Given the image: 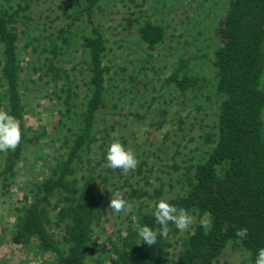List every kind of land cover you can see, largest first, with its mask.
<instances>
[{
  "label": "trees",
  "instance_id": "obj_1",
  "mask_svg": "<svg viewBox=\"0 0 264 264\" xmlns=\"http://www.w3.org/2000/svg\"><path fill=\"white\" fill-rule=\"evenodd\" d=\"M32 1L0 0V109L21 121L23 133L14 151L0 152V194L26 154L33 175L14 201L10 243L23 253L35 245L50 264H226L227 248L255 264L264 248V0H224L215 16L217 0H192V13H206L200 21L211 16L196 24L213 43L191 55L192 41L170 34L161 59L155 53L166 36L168 0L151 9L147 0H66L47 23L32 16ZM119 5L125 14L116 28L125 39L109 40L104 22L121 13ZM113 45L118 53L109 56ZM37 84L57 115L56 144L45 150L41 130L26 125L24 96ZM179 99L188 103L184 114ZM202 110L211 123L192 135ZM151 131L171 142V154L137 148V134ZM114 139L137 154L128 175L105 167ZM116 192L133 212L116 213L103 251L96 250L92 236L114 212L108 205ZM161 199L194 221L182 235L170 223L168 237L149 246L136 225L159 227L153 208ZM205 214L210 230L199 224ZM239 228L247 237L235 235Z\"/></svg>",
  "mask_w": 264,
  "mask_h": 264
},
{
  "label": "rangeland",
  "instance_id": "obj_2",
  "mask_svg": "<svg viewBox=\"0 0 264 264\" xmlns=\"http://www.w3.org/2000/svg\"><path fill=\"white\" fill-rule=\"evenodd\" d=\"M158 1V0H156ZM192 0H168V10H169V17L165 18V25H166V36L165 40L160 48L156 50L155 56L162 57V55L169 52L166 50V47H169L171 44V35H177L175 38V42L177 39L184 40L188 42L192 41L195 47H189V53L196 54L197 50H202V53L205 52L206 44L213 43V40L207 39V34H209V30L203 31V33L198 34L197 32L200 29V25H197L196 22H200V24L205 25L207 22L210 21V17L212 15H217L222 9V3L224 0H217L219 2L212 10L211 16L205 20L206 13H200L197 9L196 12L192 13V10L189 9V6H192L193 3H190ZM155 0H147V8L151 9L154 5ZM162 7V4H160ZM119 11L121 13L117 15L109 16V20L104 22L105 27L109 26L111 30L107 31V37L109 40H116L125 39L124 32H121L119 29L116 28V20L125 14L124 10L120 5L118 6ZM188 9V13H184L183 10ZM67 9V1L66 0H33L30 8V12L34 18H36L40 22H45L47 20H51L57 15H61V11ZM186 15H188V19H186ZM200 16H202L200 21ZM64 20L63 16L60 17L56 22L53 24L57 25L59 21ZM57 23V24H56ZM198 28V29H197ZM117 29V30H116ZM210 35V34H209ZM197 40L203 41L202 43H197ZM110 46V44H109ZM112 50L108 53L110 54H117L118 51L115 50L114 45L112 46ZM166 50V51H165ZM124 51H126L124 49ZM129 53H133V50L130 48ZM200 54V52H199ZM109 55V56H110ZM128 57L129 59L133 60L135 57L129 56L125 54L124 58ZM134 61V60H133ZM132 61V62H133ZM200 64H202L201 58H198L196 62V67L199 68ZM203 66V65H202ZM34 87V88H33ZM28 90L24 96L26 100V125L33 130L39 129L41 130L42 134L39 135V141L41 145V150H45V147L49 145L48 148H53L54 144H56V139H53L55 135H58L57 131L53 129L55 125L57 115L55 114V109L53 107V102H50L43 94H44V87L41 84H37L31 87L28 85ZM43 88V89H42ZM82 87L80 89V93L82 91ZM46 92V90H45ZM178 100V108L181 109V114H184L188 108V103L182 104ZM204 113V114H203ZM199 118L202 119L201 122H196L193 126L190 134L197 135L207 130V127L211 123V117L205 115V111L198 113ZM186 119V118H185ZM191 119H186V121H190ZM114 122H119L115 121ZM120 124V123H119ZM118 124V125H119ZM128 124V123H126ZM129 126V127H128ZM121 125H119V128ZM128 130L131 128V124L127 125ZM64 131V127L61 126ZM126 129V128H125ZM126 130V131H128ZM138 139L137 148L141 150H146L147 152H154L158 149L162 150L164 155L160 153V155L165 156L166 154H171L173 151V145L169 140L162 141L163 134L159 132L151 131L150 134H145L140 136L137 134ZM145 139L144 144L140 148V144ZM53 141V143H52ZM140 150V151H141ZM145 151V152H146ZM32 164V157L29 154L25 155V158L22 159L21 163H19L16 167L17 177L12 185L11 189L5 194V196L0 194V263L1 264H50L52 261V257L49 254H41L39 249L35 247H31L30 250L23 253L19 251L12 243H10V229L11 224L14 220L13 215V205L14 201L21 198L23 194V190L27 184V181L33 177L31 171L28 169V166ZM44 164V163H43ZM117 214L115 212L107 214L108 220L103 223L99 228L95 229V232L92 236V241L96 245V250L103 251L104 244L106 240V235L110 234V231L113 229V224L117 223ZM114 228H118V226H114ZM185 232V231H184ZM184 232L180 231V235ZM243 257L241 256V252L239 250H234L231 248H227L224 251L222 260L226 262V264H243L242 262Z\"/></svg>",
  "mask_w": 264,
  "mask_h": 264
},
{
  "label": "clouds",
  "instance_id": "obj_3",
  "mask_svg": "<svg viewBox=\"0 0 264 264\" xmlns=\"http://www.w3.org/2000/svg\"><path fill=\"white\" fill-rule=\"evenodd\" d=\"M22 135L21 121L8 111L0 109V152L14 151L21 143ZM106 161L105 167L113 170L120 169L124 175L130 174L139 164L136 152L132 148H126L119 139H114L108 146ZM108 207L117 214L133 212V204L120 192L112 195ZM153 216L158 228L136 225L139 238L149 246L156 244L158 236L168 237L170 223L174 224L179 231L184 232L190 229L194 221V217L187 210L178 208L165 199H161L154 205ZM199 224L202 229L210 230L212 228L210 214H205ZM235 235L238 238H245L248 235V229H236ZM255 264H264V248L257 251Z\"/></svg>",
  "mask_w": 264,
  "mask_h": 264
}]
</instances>
